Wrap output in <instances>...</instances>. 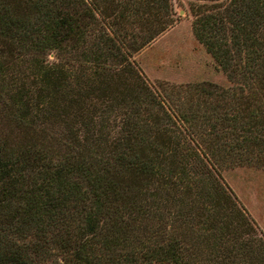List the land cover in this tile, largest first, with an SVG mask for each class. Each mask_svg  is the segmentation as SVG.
<instances>
[{
	"label": "trees",
	"instance_id": "trees-1",
	"mask_svg": "<svg viewBox=\"0 0 264 264\" xmlns=\"http://www.w3.org/2000/svg\"><path fill=\"white\" fill-rule=\"evenodd\" d=\"M228 84L152 86L171 0H0V264H264L220 176L264 162V0H190Z\"/></svg>",
	"mask_w": 264,
	"mask_h": 264
},
{
	"label": "rangeland",
	"instance_id": "rangeland-1",
	"mask_svg": "<svg viewBox=\"0 0 264 264\" xmlns=\"http://www.w3.org/2000/svg\"><path fill=\"white\" fill-rule=\"evenodd\" d=\"M190 0H171L173 23L132 55L139 73L154 87L159 83L212 82L228 84L204 47L195 39ZM220 176L252 221L249 237L260 247L264 240V162H235L220 168Z\"/></svg>",
	"mask_w": 264,
	"mask_h": 264
}]
</instances>
